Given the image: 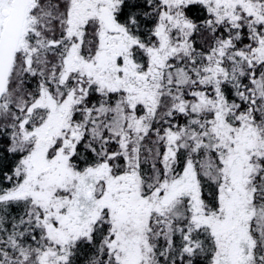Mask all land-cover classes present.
I'll list each match as a JSON object with an SVG mask.
<instances>
[{
  "label": "snow or ice",
  "instance_id": "1",
  "mask_svg": "<svg viewBox=\"0 0 264 264\" xmlns=\"http://www.w3.org/2000/svg\"><path fill=\"white\" fill-rule=\"evenodd\" d=\"M0 264H264V0H0Z\"/></svg>",
  "mask_w": 264,
  "mask_h": 264
}]
</instances>
